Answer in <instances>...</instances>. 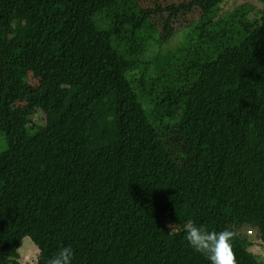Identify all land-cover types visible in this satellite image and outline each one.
I'll list each match as a JSON object with an SVG mask.
<instances>
[{
	"label": "trees",
	"instance_id": "obj_1",
	"mask_svg": "<svg viewBox=\"0 0 264 264\" xmlns=\"http://www.w3.org/2000/svg\"><path fill=\"white\" fill-rule=\"evenodd\" d=\"M238 1L0 0V264L25 238L36 264H210L189 221L264 264V0Z\"/></svg>",
	"mask_w": 264,
	"mask_h": 264
},
{
	"label": "clouds",
	"instance_id": "obj_2",
	"mask_svg": "<svg viewBox=\"0 0 264 264\" xmlns=\"http://www.w3.org/2000/svg\"><path fill=\"white\" fill-rule=\"evenodd\" d=\"M167 228L169 233L179 231L177 223H170ZM183 230L191 248L204 255L210 264H235V255L230 243L234 238V232L228 229L209 231L191 221L184 224ZM73 258L74 252L71 246L62 247L47 261V264H72Z\"/></svg>",
	"mask_w": 264,
	"mask_h": 264
},
{
	"label": "rangeland",
	"instance_id": "obj_3",
	"mask_svg": "<svg viewBox=\"0 0 264 264\" xmlns=\"http://www.w3.org/2000/svg\"><path fill=\"white\" fill-rule=\"evenodd\" d=\"M148 1H152V0H148ZM249 1L250 3H256L254 0H246ZM145 3H147V1H145ZM242 1H238V0H227V3L222 4V8L223 11H230L233 8H235L237 5L241 4ZM181 24H184V18L183 17H179L176 21H173L171 28L176 29L177 31H181ZM162 27V24L160 25ZM182 32V31H181ZM181 32H178V36L182 35ZM171 32H169L170 34ZM171 45H176L175 43H171ZM170 45H164V49H173V47L169 48ZM31 84L36 86V81L33 80L31 78ZM40 114L36 115L33 118V121L38 122L40 119ZM178 137L177 136H173L172 137V141H177ZM248 230V229H247ZM257 231H255V229H250L248 231H243V235L246 236L247 238H249V240H251L253 242V246L250 248V251H252L260 261L264 262V245L262 244V242L258 239L257 237ZM22 247L19 250L20 253V261L21 264H36L38 256H39V250L38 248L31 242L30 238H25L23 240L22 243Z\"/></svg>",
	"mask_w": 264,
	"mask_h": 264
}]
</instances>
